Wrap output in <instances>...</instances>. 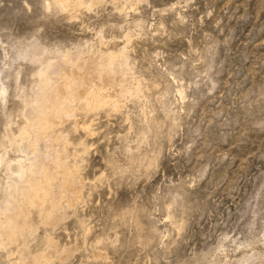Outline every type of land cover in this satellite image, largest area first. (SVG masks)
<instances>
[{"label":"rangeland","instance_id":"374dc122","mask_svg":"<svg viewBox=\"0 0 264 264\" xmlns=\"http://www.w3.org/2000/svg\"><path fill=\"white\" fill-rule=\"evenodd\" d=\"M64 3L0 0V264H264V0Z\"/></svg>","mask_w":264,"mask_h":264},{"label":"bare ground","instance_id":"6f19581e","mask_svg":"<svg viewBox=\"0 0 264 264\" xmlns=\"http://www.w3.org/2000/svg\"><path fill=\"white\" fill-rule=\"evenodd\" d=\"M57 2H59L60 3V6H62L63 4H65L64 3V0H56ZM57 4V3H56ZM62 4V5H61ZM66 5V4H65ZM86 67H87V65H86ZM87 70V69H86ZM94 75V74H93ZM52 76V75H51ZM93 77V76H92ZM91 77V78H92ZM85 81V80H84ZM105 81V80H104ZM63 83V82H62ZM86 83H88V82H86ZM107 83V82H106ZM105 84V83H104ZM96 85V84H95ZM71 86V85H70ZM69 86V87H70ZM65 87V86H64ZM98 87V91L99 92H101V90H102V87L101 86H97ZM64 89V88H63ZM63 89L61 88L60 90H61V93H63ZM66 91H67V89H66ZM86 91V90H85ZM93 91V90H92ZM60 92V91H59ZM99 92H96V93H99ZM93 94V93H92ZM92 94H89V93H84L83 92V94H82V97H83V99H85V101L86 102H88L89 103V101L91 100V98H93V96H92ZM81 95V94H80ZM82 99V98H81ZM83 101V100H82ZM91 102H93V99H92V101ZM59 103V102H58ZM92 105V104H91ZM95 105V104H94ZM97 105V104H96ZM95 107V106H94ZM97 107V106H96ZM60 109V108H59ZM59 113V114H58ZM57 113V109L56 108H54V110H51V111H49V112H47L44 116H43V119H44V121L46 122V123H48L49 125H51V126H53V125H56L57 123H59V121H62L63 120V115L61 114V111L60 112H58ZM36 119H38V118H36ZM36 121V120H35ZM37 122V121H36ZM39 122V121H38ZM36 125H38V124H36ZM45 126V129H46V125H44ZM43 126V127H44ZM36 127V126H35ZM39 127H41V126H39ZM84 127V129L86 130V131H88V127H85V126H83ZM40 129H42V128H40ZM44 129V128H43ZM37 132V131H36ZM45 132V131H44ZM47 133H48V131H47ZM45 134H46V132H45ZM42 135V134H41ZM39 150V149H38ZM50 156V155H49ZM36 158V157H35ZM50 158V157H49ZM54 158V157H53ZM53 158H51V159H53ZM41 159V158H40ZM51 159H50V161H51ZM42 160V159H41ZM48 160V159H47ZM53 161V160H52ZM54 162L55 161H53V162H51L50 164H48L47 162L45 163H42V162H40V164L36 167L35 166V164H34V166H35V169L33 170L34 171V176L31 178L33 181H39V185H37V186H35L34 185V187L32 186V188H33V190L32 191H30V192H32V193H30L31 195H30V199H31V201H32V206H34V209H37L38 211H45V208H46V201H45V197H42V193L44 192L45 193V191L47 190V182L49 181V179H50V177L52 176V174H53V170H54V168H55V165H54ZM34 163V162H33ZM36 163H38V162H36ZM58 164H59V162H58ZM37 165V164H36ZM20 167V166H19ZM18 167V168H19ZM19 170V169H18ZM57 170V169H56ZM70 172V171H69ZM68 172V173H69ZM17 174V173H16ZM59 174V173H58ZM70 174H72V172H70ZM18 175H20V174H18ZM29 175V174H28ZM28 175H27V177H28ZM69 175V174H68ZM57 176H59V175H57ZM56 176V177H57ZM31 177V176H30ZM25 178H26V176H25ZM66 178V177H65ZM26 180H28V178L26 179ZM30 180V179H29ZM25 182V181H24ZM28 182V181H27ZM69 183V182H68ZM68 183H66L68 186H69V184ZM17 184V183H16ZM63 184V183H62ZM61 184V185H62ZM64 185V184H63ZM67 185H65L66 187H67ZM27 186V185H26ZM30 186V185H29ZM31 186H30V188H31ZM71 187V186H70ZM25 188H27V187H25ZM29 188V187H28ZM21 189V188H20ZM27 190V189H26ZM49 192H50V190H49ZM27 193H28V191H27ZM47 193V192H46ZM24 195V194H23ZM47 195H48V193H47ZM50 195V194H49ZM45 196V195H44ZM24 197H26V196H24ZM23 197V198H24ZM49 197V196H48ZM27 198V197H26ZM25 198V199H26ZM53 199V198H52ZM58 202V201H57ZM24 203V202H23ZM26 203V202H25ZM49 205V204H48ZM51 205V204H50ZM22 206V205H21ZM23 206H24V204H23ZM29 206H31V205H29ZM58 206V205H57ZM29 208H33V207H29ZM21 210V209H20ZM12 211V210H11ZM16 211V212H15ZM15 211L13 210L12 212H11V214L10 215H7L6 216V219L8 220V223L9 224H12L13 222H14V215H17V214H19V216L21 217V219L19 220V224L15 221V223H17L18 224V227H17V229L18 230H16V231H20V229L24 226V222L22 221V220H24V218L22 219V214L18 211V210H16L15 209ZM15 213H17V214H15ZM23 213V212H22ZM38 213V212H37ZM41 213V212H40ZM50 213V212H49ZM56 213V212H55ZM25 214V213H24ZM18 216V217H19ZM5 219V220H6ZM49 219V218H48ZM4 220V219H3ZM5 228V227H4ZM9 228H11V226L9 227ZM14 228H15V226H14ZM6 229V228H5ZM16 229V228H15ZM6 231V230H5ZM14 233V232H13ZM20 233V232H19ZM4 234H5V236H11L12 235V232H10V231H8L7 230V232L5 233L4 232ZM16 234H18L17 232L16 233H14L13 235H16ZM4 236V235H3ZM4 238V237H3ZM8 238V237H7ZM6 238V240H8ZM10 238V237H9Z\"/></svg>","mask_w":264,"mask_h":264}]
</instances>
